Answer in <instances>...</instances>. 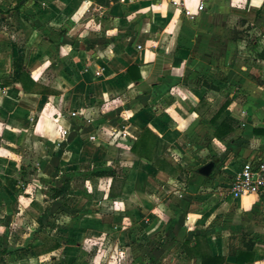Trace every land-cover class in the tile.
Here are the masks:
<instances>
[{"label": "crops", "instance_id": "0c3cea01", "mask_svg": "<svg viewBox=\"0 0 264 264\" xmlns=\"http://www.w3.org/2000/svg\"><path fill=\"white\" fill-rule=\"evenodd\" d=\"M11 1L3 3L9 5ZM43 1L48 2L47 8H38L29 22L17 17L18 31L40 39L36 29L40 25L47 24L54 30L76 29L74 40H79V49L74 51L68 47L69 38L61 32L58 46L43 51L42 59L52 61L48 67L42 60L31 58L22 67L11 69L10 76L7 70L4 77V68L0 66V113L3 115V120L0 119V186L13 196L9 198L15 203L25 200V210L36 213L32 208L34 203L44 207L34 196L39 188H33L31 196L23 190L29 189L24 182L45 181L40 175H52L53 168L69 157L65 153L68 149L79 151H75V158L81 164H87L91 154L103 149L99 142L84 140L83 145L77 144L91 132L67 115L73 105L70 84L61 77H57L59 89L54 88L57 87L55 82L52 86L43 82L45 67L55 71V61L61 58L73 61L85 88L87 85H91V90L95 87L91 99L121 102L119 110L124 120L121 133L128 143L125 151L132 157L128 160L131 166L125 187L117 196L109 194L110 184L108 188L104 185L102 200L106 202L138 196L135 185L140 179L141 174L137 176L140 170L173 180L154 165L163 168L161 156L186 151L185 141L190 139L194 140L189 142L192 148L202 155L199 160L204 155V158L210 155L220 160L227 155L234 159V167L222 164V160L212 162L221 171L220 177H226V182L252 154V148L259 146L264 150V135L253 134L255 130H264V58L259 57L264 48V0L260 7L253 8L246 7L248 0H201L205 8L192 20L182 18L160 0ZM196 1L186 0L191 10ZM28 23L30 26L24 29L23 24ZM94 25L99 30L102 27L101 32L96 33L99 38L95 42L106 43L102 52L109 64L104 62L106 60H103L105 64L99 59L89 60L98 50L93 54L88 44ZM38 51L36 49L35 53ZM126 54L127 59L123 57ZM128 66H134L130 70L131 76L137 79L134 82L126 74ZM21 83L28 88L26 92L22 91ZM85 96L79 97L80 104L87 101ZM221 122L226 125L217 131ZM67 126L69 130L61 138L64 144H60V132ZM215 133L221 136L216 137ZM201 137H207V142L195 143V138L199 141ZM91 149L94 153H90ZM30 160L35 161V171L30 167ZM34 173L40 175L33 176ZM202 178L206 183H213L208 176ZM102 179L97 178V183ZM20 188L24 191L21 196ZM145 192L151 199V193ZM218 196L213 194L208 198L213 204L205 214L194 211V206L182 217L177 211L175 222L171 220L173 224L166 227L165 240L155 258L162 257L161 262L166 264H200L195 255L198 250L191 248L197 241L194 236L198 235L202 250L221 258L222 264H235L236 253L243 249L245 240L251 242V261L246 264H264L263 224L251 226L250 231L222 226L231 232L236 228L234 238L221 235L222 228L212 227L216 212H210L218 206ZM57 200L51 199V202ZM240 200L241 204L257 201L264 206V193ZM100 203L97 205H104ZM176 203L178 210L184 207L182 198ZM97 208V215L103 216L104 210Z\"/></svg>", "mask_w": 264, "mask_h": 264}, {"label": "rangeland", "instance_id": "374dc122", "mask_svg": "<svg viewBox=\"0 0 264 264\" xmlns=\"http://www.w3.org/2000/svg\"><path fill=\"white\" fill-rule=\"evenodd\" d=\"M3 1L0 0V66L4 68L2 76L7 75V70L10 76L11 69L22 67L31 58L42 60L46 66L48 63L51 64V60L42 59L44 58L43 51L48 47L58 46L57 42L61 32L66 34L70 40H66L68 47L74 51L79 49V40H74V36L78 33L76 29L55 27L54 30L47 24L40 25L36 28L39 30L40 39L32 37L33 34L31 36L29 33L18 31L17 17L29 22V18L36 10L47 8L48 2L12 0L9 5H6ZM38 2H42V5L37 4ZM30 24H23V28L27 29ZM75 27L79 28L77 25ZM101 28L99 30L94 25L91 29L92 35L88 39V44L91 45L93 54L95 49L98 50L89 57V60L99 59L102 62L106 60V55L102 52V47H105L106 43L95 42L99 38L96 33H100ZM36 49L39 50L38 53H35ZM123 57L127 59L128 54ZM55 62H57L55 71H48V66L45 67L42 79L44 84L49 86L55 82L57 87L54 88L59 89L57 77H61L72 87L70 98L73 105L68 108L67 115L71 119L78 120L81 127L84 126L91 132L81 137L77 144L83 145L84 140L88 143L99 142L103 145V149L101 148L96 153L91 149L90 153L94 154H91L87 164H81L75 158V151L79 153L78 150L68 149L65 153L69 157L65 162L53 168L52 175L36 174L45 181L24 182V186H28L29 189L24 188L23 190L31 196L33 188H39L38 194L34 196L44 208L34 203L32 208L36 213L23 208L26 205L23 199L15 203V200L9 198L13 196H9V192L3 191V187L0 186V249L16 250L1 257L0 264H164V261L161 262L162 257L156 259L155 256L161 249V242L165 240L166 227L169 228L170 224L175 222V213L181 212L180 217H182L192 209L191 206H194V211L205 214L213 204L208 199L213 194H219L220 200L217 201L218 206L210 212V214L216 212L212 227L222 228L219 229L221 235H227L228 238L232 235L230 238H234L236 235L234 236L233 232L237 231L236 228L250 231L251 226L264 225V206L259 205L257 201L251 202L250 205L241 204L240 198L229 200L225 194L228 181H225V176L220 177L221 171L217 167H214L208 176V180L215 184L206 183V180L196 174L200 166L207 162H214L216 159L219 161L222 159L210 155L204 158L203 153V159L199 160L202 155L192 148L189 143L194 141L192 139L185 141L187 143L185 146L188 145L186 151L177 150L161 156L163 172L173 180L140 170L137 176L141 174L138 176L141 180L139 179L135 185L138 196L123 197L119 201L102 200L104 189L108 188L109 184L111 196H117L119 191L125 187L131 166L128 160L132 157L125 151L128 145L124 140L126 137H123L124 133H121V127H123L121 124L124 121L119 110L121 102L119 100L101 102L91 99L92 92H96V89L94 87L91 90V85L85 88L80 83L73 61L61 58ZM104 62L109 64L110 61ZM104 62L102 64H105ZM86 89H88L87 93H85ZM83 94L88 98L80 104L79 97ZM119 95L120 93L114 98L117 99ZM72 113L75 115H71ZM0 119L3 120L1 113ZM62 129L68 132L69 126ZM62 137L64 136L61 135L60 142H58L60 144H64ZM207 139L204 137L198 141L195 138V143H204ZM225 156L222 164L234 167V159ZM29 162L32 163L30 167L35 171V161L30 160ZM30 172L33 173V171ZM99 173L110 174L112 181L110 182L103 176L101 183H97V178L102 177L94 175ZM36 175L33 174V176ZM65 182L68 184L65 196L56 202H51L50 189L58 188ZM181 184H183L184 197H179L178 194ZM23 190L19 192L20 196L23 195ZM145 191L151 193V199L145 196ZM39 194L44 197H40ZM181 198L184 201V207L178 210L176 201ZM101 201L104 205H97L101 204ZM145 202L149 207L146 208ZM98 206L104 210L101 217L97 215ZM240 208L242 210L237 211ZM38 222H41V225ZM224 225L236 228L231 232L226 227H222ZM55 243L58 244V248L51 250Z\"/></svg>", "mask_w": 264, "mask_h": 264}, {"label": "built area", "instance_id": "2783aa9c", "mask_svg": "<svg viewBox=\"0 0 264 264\" xmlns=\"http://www.w3.org/2000/svg\"><path fill=\"white\" fill-rule=\"evenodd\" d=\"M127 1L132 2L134 0ZM160 1L165 2L173 12L187 20H192L197 13L203 11L205 8L201 0L196 1L194 10L188 7L186 0ZM256 1H258V4L253 5L252 0H248L246 7H260L262 0ZM239 6L237 5V7ZM94 75L98 76V73L95 72ZM71 115L74 116L75 113ZM66 134L67 130L62 129L60 135L66 136ZM252 150V154L239 164L237 171L228 180L225 194L232 199L250 195L258 196L264 193V150H261L259 146H255ZM182 185L178 191L179 197H182L184 192Z\"/></svg>", "mask_w": 264, "mask_h": 264}, {"label": "trees", "instance_id": "16d2710c", "mask_svg": "<svg viewBox=\"0 0 264 264\" xmlns=\"http://www.w3.org/2000/svg\"><path fill=\"white\" fill-rule=\"evenodd\" d=\"M259 57L261 59L264 58V48L261 52V54L259 55ZM134 66H128L126 68V74L127 76L130 78L131 81H136L137 79L133 78L131 76V69H133ZM21 75H24L25 77V73L22 71ZM21 85V89L23 92H26L28 89L24 86L23 83L20 84ZM226 124L224 122H221L219 127L217 128V131L222 129ZM254 135H264V130H255L253 131ZM216 137H220L221 134L219 133H215ZM156 165H154L155 167ZM156 168L160 171H163V168H161L160 166H156ZM94 176L96 177H109L112 179V176L110 174H106V173H99V174H95ZM68 190V184L62 183L58 188H51L50 192H51V199H62L65 196L66 191ZM39 225H41V222H38ZM243 240V237H241ZM194 239H196L197 241L195 242V244L193 245V247H191L192 249L198 250V253H196L195 255L199 258L200 260V264H222V259L218 258V257H212L207 250H202V244L199 241V236L196 235L194 236ZM202 239V238H201ZM58 248V244H54L52 246L51 250H55ZM242 248L243 249H239L236 253V257H235V264H246L248 262L251 261V253H250V249H251V242L250 241H243L242 242ZM16 250H7L5 248L0 249V261H1V257L5 256V255H9L12 252H14Z\"/></svg>", "mask_w": 264, "mask_h": 264}, {"label": "water", "instance_id": "95a60500", "mask_svg": "<svg viewBox=\"0 0 264 264\" xmlns=\"http://www.w3.org/2000/svg\"><path fill=\"white\" fill-rule=\"evenodd\" d=\"M214 167V164L212 162H207L206 164L200 166L196 173L201 177H207L211 174V171Z\"/></svg>", "mask_w": 264, "mask_h": 264}, {"label": "bare ground", "instance_id": "6f19581e", "mask_svg": "<svg viewBox=\"0 0 264 264\" xmlns=\"http://www.w3.org/2000/svg\"><path fill=\"white\" fill-rule=\"evenodd\" d=\"M252 4H253V5L258 4V1H256V0H252Z\"/></svg>", "mask_w": 264, "mask_h": 264}]
</instances>
